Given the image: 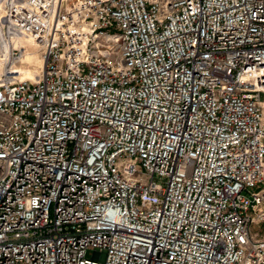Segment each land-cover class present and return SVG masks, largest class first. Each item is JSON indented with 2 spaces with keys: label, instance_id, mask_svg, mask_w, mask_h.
<instances>
[{
  "label": "built area",
  "instance_id": "built-area-1",
  "mask_svg": "<svg viewBox=\"0 0 264 264\" xmlns=\"http://www.w3.org/2000/svg\"><path fill=\"white\" fill-rule=\"evenodd\" d=\"M0 25L42 58L0 71V264H264V0H0Z\"/></svg>",
  "mask_w": 264,
  "mask_h": 264
},
{
  "label": "rangeland",
  "instance_id": "rangeland-1",
  "mask_svg": "<svg viewBox=\"0 0 264 264\" xmlns=\"http://www.w3.org/2000/svg\"><path fill=\"white\" fill-rule=\"evenodd\" d=\"M5 29L0 25V71L10 68L23 76L36 78L42 64L41 53L36 44L27 37H16L17 35L12 34L9 28L7 31ZM15 48L20 49V52L14 56ZM254 229L264 233V223L254 225ZM92 253L91 249L87 250L86 257L91 259Z\"/></svg>",
  "mask_w": 264,
  "mask_h": 264
},
{
  "label": "bare ground",
  "instance_id": "bare-ground-1",
  "mask_svg": "<svg viewBox=\"0 0 264 264\" xmlns=\"http://www.w3.org/2000/svg\"><path fill=\"white\" fill-rule=\"evenodd\" d=\"M41 67H42V64H41ZM41 70V69H40ZM12 71H14V70H12ZM14 72H16V73H18V76L20 77V78H31V79H36L35 77H28V76H23V75H21L19 72H17V71H14Z\"/></svg>",
  "mask_w": 264,
  "mask_h": 264
}]
</instances>
